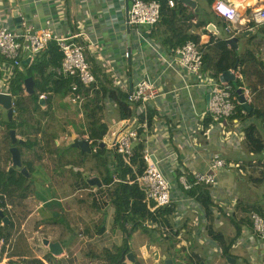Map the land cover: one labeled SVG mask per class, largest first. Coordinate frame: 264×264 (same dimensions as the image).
Masks as SVG:
<instances>
[{"label": "crops", "instance_id": "1", "mask_svg": "<svg viewBox=\"0 0 264 264\" xmlns=\"http://www.w3.org/2000/svg\"><path fill=\"white\" fill-rule=\"evenodd\" d=\"M129 1L131 2L132 0ZM177 1L176 7H180V4H182L184 14L194 16L190 21L183 20V16H177L175 17V23L170 25L171 27L168 23H158L154 27H144L143 25L137 28L130 26L127 22L126 0H0V27H21L22 20L33 23L36 26H43L46 20L49 19L52 20L56 30L61 35L72 36L77 32H86L96 42L95 45H90L87 49V55L92 63L93 71L99 84L101 85L103 82L109 89H118L116 82L119 77L128 76L135 83L143 75L154 77L159 72H162L161 78L157 81V86L164 92L176 88H180V90L177 96L166 93L158 96L155 100L159 106L153 107L157 117H153L150 139L154 146L155 155L158 158L166 157V167L171 171L172 178L177 185L181 186V183L178 182V175L180 174L178 166L181 163L188 164L193 170L203 171L206 169V159L212 156L214 151H220L223 157L228 160L236 158L239 154L231 152L229 144L221 141L219 138L220 131L215 128L207 136L201 138L202 153H196L197 156H194V152L187 141L186 132L187 130H194V126H196L195 111L202 112L205 110L209 93L204 87H186L187 81L189 83L194 82V76L178 64L175 68L168 67L163 57H170L171 54L169 52L176 48L173 43H175L177 35L181 33L195 34L199 37L201 43H206L214 35L228 39L231 33L226 31L225 26L226 24H231L239 31V34H237L239 38L238 47L236 48L238 52L241 55L245 54L249 48L254 46L258 50L257 52H261L260 55H263V58L260 59L258 54L259 59L264 61V25H255L250 20L253 10L264 6V0H234L232 4L236 8L237 14L231 22L225 21L223 17L214 12L212 8L214 0L212 2H209V0H193L195 3L193 6L179 0ZM167 9L170 10L171 8L168 7ZM14 10L18 11V15L15 16L13 14ZM259 27H262V29L258 30ZM138 30L142 32L143 37L140 36ZM242 39L244 42L243 46L241 45ZM129 47L131 56L126 58L124 52ZM7 62L0 55V87L4 88H6V85L2 84L1 78L3 79L4 77ZM25 64L27 65L28 63L24 62L19 68H24L23 65ZM249 93L250 98L247 99L251 104L253 93L250 91ZM25 94L31 95L27 91ZM41 96L42 93L39 97L40 107L38 109H33L34 105L29 98L25 97L23 105L25 110L23 112L18 111V114L24 117L22 121L25 123L20 125V129H16L17 137L25 142V137H22V134H25L26 136L29 135L31 139L37 138L40 142L34 149H24L22 159L31 152L39 159L44 156L47 157L50 148L56 149L57 147L64 150L67 148L66 154H64L61 161L54 154V161L60 167L66 168L65 170L71 177L69 181L66 180L67 183L62 188H59L47 172L38 165L35 170L33 168V173H30V177L34 179L36 190L41 195L37 192L35 194L41 198L39 199L41 202L43 199L44 203H40V207L42 204V207H47V202H51L60 194V198H57L56 202L59 201L60 203L63 201L67 204L69 210L65 209V213L71 219L81 221L82 224L85 221L86 228L84 229L82 225L80 230L76 231L77 234H73L72 231L75 232L76 229L70 226L71 230L69 229L68 234V239L71 238L70 245L68 248H64L63 253L59 255H55L50 251L48 243H62V234L58 238H54L51 237L52 234L48 233V236H44L42 240L45 249L44 258L39 256L37 258L42 259L45 264H111V259L114 258H117L114 264H135L128 258H125L124 263H120L123 255L133 252L140 264H166L165 261L169 258L173 259L174 264H184L187 259L181 258L180 255H170L168 251L163 252L162 249L160 251V243L156 239L160 237L162 239V235H160L158 227L148 228L142 225V221L141 227L132 230V223L127 222L125 226L130 233V235H127L126 230L118 222L116 207L111 202V199L117 184L114 181V175H117L114 171L119 163L120 156L115 154L114 162H110V167L113 170V181L108 183L103 180V177L106 176L105 167L96 158L92 157L91 152H83L80 147L73 145L75 138L84 139L83 136L87 133L90 136L88 121L85 119L84 106L81 110L78 105L73 104L70 101L69 94L51 93L52 106L49 108L47 101L42 99ZM98 102L100 104V101ZM118 104L119 102L116 98L109 95L102 99V104H100L102 106L101 121H105L108 125V131L100 141V144L104 143L107 149L108 144L114 138L113 132L127 131L128 128H133L138 124V122L123 124L118 114ZM66 106H69L68 111L73 108L77 110L81 121L80 128L72 124L69 116L65 115L66 111L63 112L62 116L57 114L58 108L64 109ZM115 113L118 115V119L114 123L111 121V116ZM49 116L53 119L49 120ZM13 118H17V116H12L11 119ZM18 121H21V119H18ZM164 121L169 124L170 128L165 126ZM55 123L62 128L55 131L50 129V127L53 128L52 125ZM5 127L6 125L3 123L0 113L1 135ZM50 133L56 134L54 145L51 147L46 146L44 143V138ZM167 135L170 139L163 141ZM10 144H8L9 149L12 146ZM20 144L22 143H18V146ZM69 146H72V148L68 149ZM169 152H174V155L167 156ZM80 153L81 155L88 154L83 162H80ZM64 158L66 159L63 161ZM67 161L69 162L66 163ZM88 161L92 163L90 164L91 166H88ZM138 161L137 166L141 168L140 160ZM70 162L75 164H70ZM131 170L127 171L130 172ZM259 171L254 170L255 174ZM236 175L225 169L220 171L217 188H215L218 191V196L225 199L237 198L238 207L241 209L243 206L253 207L255 205H259L264 209V205H261L260 202H258L259 204L256 202L253 204L252 200H244L236 193ZM91 176H99L103 183L102 186H91L87 182V177ZM247 177L249 176L247 175ZM89 204L93 206L90 211L91 217L86 215L84 211L85 207H88L86 205ZM173 204L175 205V210L170 214L169 221L180 229L177 239L173 243L175 248L183 250L177 249L181 253L183 252L186 255L188 253L190 257L198 254L203 259L201 263L204 264H239L238 260L247 264H264V240L257 237L250 228L245 227L247 223L242 224L241 234L236 236L235 239L233 238L235 237L236 226L232 221L233 231L230 234H225V232L216 228V230L224 234L227 242H231L230 254L225 255L222 245L212 235L210 236L214 241H206L207 239L204 238L203 240L205 241L202 240L203 242H200L195 239L194 233L198 230V227L203 226V221L200 218V214L195 219H191L189 210L199 213L198 208L191 205L189 200L175 201ZM238 207L237 205L234 207L230 206L224 210L228 213L236 214L239 219L240 216L237 215L240 213L239 211L237 212ZM94 211H96V214L93 215ZM221 216L222 214L217 220L212 222L213 225L219 226V224H222L223 216L222 218ZM45 219L47 220V216H45ZM196 219H198L200 225L195 226L190 223V221L193 222ZM185 222L190 225L189 230H186L187 223ZM100 227H102L101 231L98 230ZM21 228L17 236L15 235L16 239H14L13 246L18 245L20 234L27 231L25 224ZM227 238H230V240L228 241ZM164 245L168 244L165 243ZM239 247L241 248L240 251L237 250ZM184 248L187 249V253H185ZM46 256H52V260L47 261L45 259ZM10 258L25 259L27 256H13ZM228 258H231V260L235 259L236 263L229 261ZM4 260L8 261V258H4ZM0 264L4 263L0 262Z\"/></svg>", "mask_w": 264, "mask_h": 264}, {"label": "built area", "instance_id": "2", "mask_svg": "<svg viewBox=\"0 0 264 264\" xmlns=\"http://www.w3.org/2000/svg\"><path fill=\"white\" fill-rule=\"evenodd\" d=\"M226 1L230 3L228 4ZM233 1L214 0L212 8L225 21L231 22L237 14L236 8L232 4ZM167 4L174 7L176 0H167ZM220 5H223L229 11H222ZM161 9L162 0H132L127 22L130 26L137 28L141 25L155 26L160 21ZM250 20L255 25H264V6L253 10ZM225 29L231 33L229 38L239 34V31L231 24H226ZM138 32L143 37L142 32L139 30ZM51 41L56 42L63 54L57 73L66 78H75L69 93L70 101L82 110L84 103L88 100L87 98L94 96V92L100 90V104H102V99H105V97L102 95L100 84L87 55L89 46L95 45L96 42L86 32H77L72 36L61 35L56 30L55 24L49 19L46 20L43 26H36L22 20L21 27H0V55L8 61L4 72V83H2L6 85V88L1 86L0 92L12 94L8 90L11 77L24 62L31 63L35 55L45 50ZM201 44L203 43L189 39L184 44L174 48L172 52H169L170 57H163L168 67L175 68L178 64L194 76V82L189 83L187 81L186 87H204L209 93L205 110L202 112L195 111L196 126L192 131L187 130V141L194 152V156H197L196 153H202L201 138L207 136L212 129L218 128L221 141L228 143L231 152L239 155L228 160L223 157L220 151H214L213 155L206 159V169L203 171L193 170L188 164L181 163L178 166L180 172L178 182L181 183L182 189L177 186L172 178L171 171L166 167V157L158 158L155 155L154 146L150 139L153 126L148 123L149 110L154 111L153 107L159 106L155 102L157 97L166 93L177 96L180 88L168 92L161 90L157 86V81L161 78L162 72L154 77L143 75L135 83L128 76L119 77L116 82L118 89L127 94V101L133 112L131 118L122 119L123 124H129L130 122H138V124L133 128H128L127 131L113 132L114 138L108 144V149L114 153H119L124 164L131 167L133 173L127 172L125 178L114 175V181L128 184L136 183L140 190L144 192V202L153 213H156L161 207H171L175 201L189 200V203L196 208L198 206L196 195L188 193L195 188H207L214 202L218 206L224 207V209L235 205L238 207L237 198L224 200L225 198L218 196V191L215 188H217L220 171L225 169L237 175L250 176L254 174V170L264 169V160H258L257 154L248 150L245 144V128L251 120L246 121V119L235 117L237 104L242 105V102L239 95L235 96L234 94L232 81L222 80L220 78L222 73L215 76L207 70V67L205 68ZM124 56L130 58V47L124 52ZM230 71L234 74L235 80L242 82V85L238 88L244 93L246 99H249L250 93L247 84L243 82L245 75L241 66L231 68ZM41 98L46 100L47 94L42 93ZM242 113L246 114L244 107ZM141 117H143L142 121L140 120ZM156 117L157 113L154 112V118ZM164 123L165 126L170 128L166 121ZM140 130H143L144 134V146L140 150V159H143L144 167L141 169L137 166L140 159L134 161L140 140ZM83 137L90 142L91 154L96 152L98 145L94 144L89 134L87 133ZM169 139L170 137L167 135L163 141ZM263 152L261 155L264 157ZM173 155L174 152H169L167 156ZM8 206L10 209L11 206ZM215 211L216 218H219L222 214L221 210L216 207ZM198 214L201 215L203 226L198 227V230L194 233L195 239L201 242L204 239L203 232H207L206 241H214L208 234L209 217L205 211L200 209ZM244 216L249 218L245 227L250 228L257 237L264 240V215L251 209ZM142 225L148 228L160 227V235L169 230L168 226L160 225L152 219L145 220ZM192 225H200L198 219L194 220ZM173 229L178 230L179 228L173 227ZM3 243V240H0V260L7 258H3L2 254L6 256L12 250L14 239L6 245L4 253H2Z\"/></svg>", "mask_w": 264, "mask_h": 264}, {"label": "trees", "instance_id": "3", "mask_svg": "<svg viewBox=\"0 0 264 264\" xmlns=\"http://www.w3.org/2000/svg\"><path fill=\"white\" fill-rule=\"evenodd\" d=\"M213 0H209L212 2ZM176 0V5H177ZM170 7L167 4V0H162V9H161V18L158 23L164 24L168 23V25H172L175 23V17L183 16L185 21H190L192 17L191 14H184V9L180 4V7ZM171 8L168 10L167 8ZM167 15V16H166ZM157 23V24H158ZM171 27V26H170ZM192 39L196 42H200V39L197 35L192 33H181L177 35L175 43L173 45L178 47L184 44L187 40ZM203 50V59L204 64L207 66V70H209L213 75L218 76V74L230 70L231 68H235L237 66H241L242 72L244 75H247L250 71L252 76L257 77L258 85L264 88V61L260 60L258 57V50L252 46L249 48L245 54H240L237 49L231 48L225 38H220L217 36H211L210 40L206 43L201 44ZM63 59V54L60 52L58 45L56 42L51 41L45 50L40 51L37 53L30 64L23 65L24 68H18L15 74L11 77L10 85L8 90L14 96V114L18 113V111H24V102L25 97L29 98L32 102L33 109H38L39 105V97L41 93L47 94V104L49 108L52 106L51 102V93L53 94H60V95H67L70 93L71 85L75 81V78L72 77H64L57 73V68L61 65ZM252 63V66L247 68L246 63ZM250 69V70H249ZM28 77H32L34 80V92L31 95H26V89L24 87L25 80ZM101 83V82H100ZM234 87V94L238 96L237 88L238 86L242 85L240 80H237L236 83L234 81L231 82ZM102 90L103 97H107L108 95L111 97H115L116 100L119 102L118 104V114L121 119H127L132 117V109L129 106L127 101V94L124 93L120 89H109L105 83H101L100 85ZM254 94L255 92L252 91ZM50 97V98H49ZM254 97V96H253ZM88 100L84 103L85 109V119L88 125V130H90V138L93 139L94 144L98 145V150L91 155L93 158H96L98 162L105 167L106 169V176H104L103 180L108 183H112L113 181V170L110 167V162H114L115 153L109 151L106 146L101 147L100 141L104 138L105 134L108 131V125L105 122L101 121V111L102 106L99 104L100 101V90L94 92V96H90L87 98ZM252 110L246 109V114L242 113L243 106L241 104H237L235 117L243 118L247 120H251L246 128H245V144L248 150L254 152L255 154L261 155L264 151V141L261 137V133L258 131L257 124L264 125V106H258L254 101V98L251 101ZM148 115V123L149 125L153 122L154 111L149 110ZM48 112V110H47ZM14 116V115H13ZM143 120V117L140 119ZM23 122L18 121L17 118H13L6 123V128L8 132L6 133L5 137L9 141L10 144V136L9 130L10 129H20V125ZM25 135V134H23ZM56 134L50 133L47 137L44 138V143L46 146H53L54 140L56 138ZM151 138V136H150ZM40 142L35 139L25 138V142L19 145L21 150L22 156L24 154V149H34L38 146ZM11 145V144H10ZM144 146V134L143 130H140V140L138 142V147L136 150V154L134 156V161L136 159H140V150ZM72 148V146H69ZM67 148L60 149V148H50L48 150L49 153L55 154L58 156L59 161L62 160ZM88 154L81 155L80 153V162H83ZM90 155V156H91ZM120 156L119 163L115 169V174L119 175L122 178L126 177L127 170H131L129 166H126ZM67 161L66 163H68ZM79 162V163H80ZM23 166H26L28 171L32 174L33 173V162L31 160L26 159V157L22 159ZM65 163V164H66ZM12 164V156L10 149L7 150V156H5L4 163H0V211L2 210L3 215L0 214V240H3V247L2 253L5 251V247L11 240L15 238V226L16 222L13 219L12 215L9 212V206H13L14 200H24L26 199L30 192H37V190L31 187L30 181L33 182L31 177H27L24 173H22L20 168H15L10 170ZM62 165V163L60 162ZM70 164H75L70 162ZM141 168L144 167L143 159H140ZM115 166V164H114ZM140 168V169H141ZM132 173V170L130 171ZM133 174V173H132ZM249 179L254 184H261L264 182V169H261L257 174H252L249 176ZM116 184V183H115ZM112 185V184H111ZM88 186V184H86ZM39 194V192H37ZM191 195H196V201L200 210L206 212V215L209 217V225H208V234L212 235L217 242L222 245L223 253L225 255L230 254V245L231 242H227L224 234L214 229L213 221L217 220L215 216L216 207H218L222 214L226 213L223 207L218 206L217 203L214 202L210 191L200 188H195L188 192ZM41 195V194H39ZM145 194L136 184H128L123 182H117L115 185V189L113 192V197L111 202L116 207V217L118 222L121 224L122 228L126 230L127 235H130L128 229L126 228V223H132V230L141 227L142 221L144 222L147 219H152L157 221L160 225H165L170 227V234H167V244H168V251L170 255H174L175 253L171 251L172 247L175 248V244L173 243L174 235H178V230H174L172 225L169 221L170 214L175 210V205L173 204L171 207H161L157 210L156 213H153L147 207V204L144 202ZM56 201V200H55ZM239 204V202H238ZM255 210L264 215V209L259 206L255 205L253 207L243 206L242 210L247 212L249 210ZM7 217V221L5 218ZM231 221L236 226V236L241 234L242 224H246L248 221V217L244 216L242 218H237L236 214H231L229 216ZM98 230H102L100 227ZM174 230V231H173ZM164 234V233H163ZM162 234V235H163ZM232 239V240H233ZM170 246V247H169ZM16 247V246H15ZM177 250V249H176ZM182 250V249H180ZM26 255V250L18 249L17 247L11 253L10 257L13 256H23ZM200 255L194 254L186 261L187 264H200L203 259L199 257ZM45 259L47 261L52 260V256H46ZM264 260V257H263ZM112 263L117 261V258L111 259ZM4 264H45L44 261L40 258H34L32 260H25V261H17L11 260L10 263L7 260H0Z\"/></svg>", "mask_w": 264, "mask_h": 264}, {"label": "rangeland", "instance_id": "4", "mask_svg": "<svg viewBox=\"0 0 264 264\" xmlns=\"http://www.w3.org/2000/svg\"><path fill=\"white\" fill-rule=\"evenodd\" d=\"M143 26V25H141ZM146 26H150V27H154L151 25H144V27ZM262 27H259L258 30H261ZM243 39L241 40V45L243 44ZM243 46V45H242ZM261 52H258L260 59L263 58V55H260ZM252 66V63L248 62L246 63V67L249 68ZM250 70V69H249ZM251 72L249 71L247 75H245V80H243V82H245L247 84L248 90L250 92L254 91L255 93L253 94V98L254 101L256 102V104L258 106H264V88H262V86L258 85L257 82V77L256 76H252L250 74ZM4 76V75H3ZM2 83H4V77L3 79L1 78ZM237 80H234V82L236 83ZM73 107V106H71ZM69 106H66V108H58V113L60 116H62L63 112L66 111L67 116H69L70 120L72 121V124L76 125L77 128H80V117L77 114V110L76 109H71L68 111ZM0 113H1V117L3 120V123H8L9 121V113H8V109L2 107L0 105ZM14 116H17L18 119L24 120V117L20 116V114L15 113ZM48 119H53L51 116L48 117ZM64 120V118H62ZM118 119V115L115 113L111 116V121L112 122H116ZM257 124L258 127V131L261 133V137L264 141V125H259L258 122H255ZM53 128L50 127V129L52 130H59L62 127H60L59 124H54L52 125ZM53 131V132H54ZM7 133V128L5 127V130L2 132V135L0 134V139L2 140L0 142V163H4V159L5 156H7V150H8V144L9 141L7 140V138L5 137ZM22 137H27L28 136H24L22 134ZM4 148H6L4 150ZM38 154V153H35ZM51 153L47 154V157H42V158H37L36 155H34L32 152L27 155L26 159L31 160L33 162V168L35 170V167L38 165L40 168H43V170L45 172H47V174L50 176V178L53 180V182L57 183V186L59 188H62L63 185L67 181H69L71 179L70 175L68 174V172L64 169V167H60L58 165V163L56 161H54V154L53 156L50 155ZM115 153L113 152V155ZM41 155V154H40ZM41 157V156H40ZM116 157V155H115ZM257 158L258 160H264L263 155H259L257 154ZM66 158L63 159V161ZM87 163L88 166H91L90 164H92L90 161H88ZM91 173V172H90ZM33 179V178H32ZM237 180V181H236ZM236 184H235V188H236V193L238 195L241 196L242 199L244 200H252L253 204L260 202L261 205H264V182L261 184H254L249 177L247 176H241V175H236ZM34 181V179H33ZM38 182V181H37ZM31 187L35 188V183L30 181ZM179 188H183L182 185L179 186V184L177 185ZM46 191V190H45ZM36 192H30L29 196L24 199V200H14L13 206L10 207L9 212L12 215L13 219L16 222V226H15V235L17 236V233L20 229H22L21 227L25 224V228L27 227V231L23 232V234H20L19 238H18V242H17V248L18 249H23L24 251L26 250V255L27 258H23V259H15V258H10L11 253L14 251V249L16 248L15 246H13L12 250H10V252L4 256L2 254V257H7L8 258V262H10V260H19V261H25V260H32L36 257H41L44 258L43 254H44V244H43V237L44 236H48L49 234H52L51 237H56L58 238V236H60V234H62V245L63 248H68V246L70 245V239H68V234H69V229L71 230L70 226H72V228L74 227L75 232L72 231V233L77 234L76 231L78 232L80 230V228L83 225V228H86V222L84 221L83 224L81 221H76L71 219V217L65 213V209L69 210L67 204H65L63 201H61L59 203V201H55L57 198H60V194L57 195V197L55 199H53L51 202H47V207H42L43 204L40 207V203H44L43 199L42 202L41 199L37 194H35ZM55 197V196H54ZM75 198L78 199V197L75 196ZM87 200V199H86ZM226 200V199H224ZM223 200V201H224ZM231 201V200H230ZM86 204V203H85ZM84 204V206H85ZM259 204V203H258ZM88 207H85L84 211L86 213V215H89V217H91L92 215L90 214L91 209L93 208L92 205H86ZM236 209V208H235ZM240 212L238 214V216H244L246 212L242 211L241 208H237V212ZM242 211V212H241ZM190 212V218L191 219H195V217L198 215V212L189 210ZM46 214V215H45ZM96 214V211H94L93 215ZM224 214V215H223ZM221 218L223 221L222 224L218 225H213L214 229H220L223 232H225V234H230L233 231V226L231 224V220L230 217L231 213H228L226 211V213H223ZM45 216H47V220L45 219ZM51 218V219H50ZM187 223V222H185ZM190 223L192 224V222L190 221ZM172 224V222H171ZM169 227V226H168ZM175 227V226H174ZM40 228V229H39ZM186 230L190 229V225L187 223L186 224ZM159 229L161 230V228L159 227ZM174 231V230H173ZM54 232V234H53ZM167 234H170V236H172L171 232H170V227L168 231H165V234L162 236V239L157 238L156 240L159 241V248L160 251L162 249L163 252L168 251V245H164L165 243H167V237H165ZM254 235V234H253ZM255 236V235H254ZM203 237L207 238V232H203ZM68 239V240H67ZM174 239H177V235H174ZM227 240L229 241L230 238H227ZM170 247V246H169ZM176 249H181V248H174L172 247L171 251L175 253L176 256H179L184 259H189L190 255H188L187 253V249L184 248V251L186 254H184L183 252L181 253L179 250ZM236 250V249H235ZM238 251L241 250V248H237ZM158 251V250H156ZM183 251V250H182ZM201 251V249H200ZM169 253V251H168ZM186 256V257H184ZM10 258V259H9ZM186 260V261H187ZM238 260L239 264H247L242 263V261ZM185 264H187L186 262H184ZM260 264V263H259Z\"/></svg>", "mask_w": 264, "mask_h": 264}, {"label": "water", "instance_id": "5", "mask_svg": "<svg viewBox=\"0 0 264 264\" xmlns=\"http://www.w3.org/2000/svg\"><path fill=\"white\" fill-rule=\"evenodd\" d=\"M179 1L184 2L186 4H190L192 6L195 5L193 0H179ZM129 8H130V1L126 0L127 18H128ZM13 14L15 16L18 15V11L14 10ZM17 19H19V18H17ZM226 40H227L228 44L230 45V47H232L234 49H236L238 47L237 42H238L239 38L237 36L228 38ZM206 67L207 66L205 65V68ZM220 78L222 80H231V81L235 80V76L230 70L222 72V74L220 75ZM25 89L28 93L32 94L34 92V80L32 77H28L25 80ZM237 92L239 94V99L242 102V106L249 111L252 110V106H251L250 102L247 101L244 93L241 91L240 88L237 89ZM0 105L4 108L8 109L9 119H11L13 116V113H14V107H13L14 101H13L12 94L0 92ZM9 135H10L11 144H12V146L10 148V152H11V156H12V164H11L10 170H13L15 168H20L22 173H24L27 177H30L31 174L28 171L27 167L23 166L22 153H21V150L18 146V143H23V140L19 139L17 137V130L16 129H10ZM73 145L76 147H80L83 152H86V153L91 152L90 142L86 139L75 138ZM100 145H101V147L105 146L104 143H101ZM263 154H264V152H263ZM87 182L91 186H102V184H103L99 176L87 177ZM0 214L3 215V212L0 211ZM5 221H7V217L5 218ZM48 244H49L50 251L53 254L59 255V254L63 253L64 248L60 242H51ZM125 258L130 259L132 261V263L140 264V261L136 259L133 252H129L127 255H123L121 260H120V263H124ZM228 259H229V261L236 263L235 259H232V260H231V258H228ZM171 261L173 262V259L169 258L165 262H166V264H170ZM201 264H204V263H201Z\"/></svg>", "mask_w": 264, "mask_h": 264}, {"label": "clouds", "instance_id": "6", "mask_svg": "<svg viewBox=\"0 0 264 264\" xmlns=\"http://www.w3.org/2000/svg\"><path fill=\"white\" fill-rule=\"evenodd\" d=\"M226 3H230L229 1H226ZM220 7H221V10L222 11H224V12H228L229 10L226 8V7H224L223 5H220Z\"/></svg>", "mask_w": 264, "mask_h": 264}, {"label": "bare ground", "instance_id": "7", "mask_svg": "<svg viewBox=\"0 0 264 264\" xmlns=\"http://www.w3.org/2000/svg\"><path fill=\"white\" fill-rule=\"evenodd\" d=\"M170 264H173V262L171 261Z\"/></svg>", "mask_w": 264, "mask_h": 264}, {"label": "flooded vegetation", "instance_id": "8", "mask_svg": "<svg viewBox=\"0 0 264 264\" xmlns=\"http://www.w3.org/2000/svg\"><path fill=\"white\" fill-rule=\"evenodd\" d=\"M35 183V182H34Z\"/></svg>", "mask_w": 264, "mask_h": 264}]
</instances>
